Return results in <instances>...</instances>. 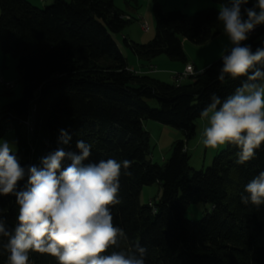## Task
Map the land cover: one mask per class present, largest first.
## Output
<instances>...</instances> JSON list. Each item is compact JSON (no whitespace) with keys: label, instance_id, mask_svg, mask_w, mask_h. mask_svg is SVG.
I'll list each match as a JSON object with an SVG mask.
<instances>
[{"label":"trees","instance_id":"16d2710c","mask_svg":"<svg viewBox=\"0 0 264 264\" xmlns=\"http://www.w3.org/2000/svg\"><path fill=\"white\" fill-rule=\"evenodd\" d=\"M230 6L231 0H210ZM256 0L241 6L252 8ZM154 38L139 44L123 38V45L140 59L164 55L186 62L184 37L203 45L223 32L219 9H202L191 16L181 10L163 11L153 6ZM130 23L114 0H53L39 9L27 0H0V48L16 60L21 97L0 109V137L12 130L21 167H42V158L57 149L80 154L78 141L92 145L83 164L101 159L131 161L121 170L118 199L111 212L114 225L122 228L126 249L136 242L147 248L145 264H264V204L244 205V186L264 172V142L255 157L237 164L233 145H225L200 170L189 166L185 141L195 136V121L210 103L234 93L246 77L217 79L222 58L189 76L188 82H164L128 68L114 38ZM243 45L252 51L264 48V25H258ZM230 50V49H229ZM227 54V52L225 53ZM264 70V64H258ZM155 100L157 107L148 101ZM151 120L178 130L183 140L172 144L162 165L152 162L150 133L143 122ZM70 137L60 143V130ZM62 169L71 161L63 160ZM27 177L18 182L17 190ZM159 184L161 196L154 205L141 204L143 186ZM211 206L202 219L184 214L192 203ZM15 196H0V214L9 226L16 223ZM3 238H0V242ZM0 247V264H7ZM29 264H58L55 257L29 253Z\"/></svg>","mask_w":264,"mask_h":264},{"label":"clouds","instance_id":"9594fccd","mask_svg":"<svg viewBox=\"0 0 264 264\" xmlns=\"http://www.w3.org/2000/svg\"><path fill=\"white\" fill-rule=\"evenodd\" d=\"M247 3L231 0L230 6L219 9L218 21L232 47L221 53L217 77L221 82L226 77L246 80L224 99L212 94L200 113L207 121L203 144L212 149L235 146L240 165L253 159L264 142V70L257 67L264 64V48L253 52L250 45L242 46L250 32L264 25V0L245 8L244 18L241 6ZM60 132L59 142L67 144L70 137ZM76 147L80 154L60 148L42 158V167L25 168L12 154L10 142H0V196L14 195L18 207L11 227L0 214V247L8 254L7 264H29L30 252L49 254L58 264H145L147 248L140 242L109 252L128 241L125 231L114 225L111 208L121 203L119 178L131 161L109 158L85 165L92 145L78 141ZM65 159L71 163L62 169ZM240 199L244 205L264 204V172L244 186Z\"/></svg>","mask_w":264,"mask_h":264},{"label":"rangeland","instance_id":"374dc122","mask_svg":"<svg viewBox=\"0 0 264 264\" xmlns=\"http://www.w3.org/2000/svg\"><path fill=\"white\" fill-rule=\"evenodd\" d=\"M33 6L43 9L50 5L53 0H27ZM201 2H195V0H114V4L117 8L125 13V17L130 20V23L122 30L121 33L115 34L114 38L117 41L122 54L128 59L129 65L133 66L138 73H143V70L139 71V66H137V58L132 54V52L123 45V35L137 42L139 44H146L154 38L156 19L153 12V6H159L163 11H169L173 9L181 10L188 16H191L198 10L202 9H220V6L214 4L210 0H199ZM206 1V2H203ZM204 3V4H203ZM258 0H256V4ZM258 11V9H257ZM140 21H139V20ZM146 23L148 25V30L143 31L141 28V23ZM183 51L188 58V61L194 63L197 67L196 73L203 70L207 62H205V56L209 53L214 52V56H219L221 53H225L228 47H223L222 41L228 40L227 37L215 38L203 45H193L189 43L184 37L179 36ZM213 46V48H211ZM209 51V52H208ZM207 54V55H205ZM213 58V57H212ZM210 60V59H208ZM153 64L157 66L158 78L164 82L172 83L178 82L173 76L176 70L179 68H185L182 62L170 61L166 56L161 55L152 59ZM205 62V63H204ZM189 64V63H187ZM186 64V65H187ZM185 65V66H186ZM192 65V64H191ZM154 71L156 67L151 65ZM193 66V65H192ZM194 68V67H193ZM131 70V69H130ZM150 70V69H149ZM173 70V72H172ZM184 70V69H183ZM182 70V71H183ZM180 71V72H182ZM162 72V73H161ZM190 75V76H192ZM0 79L5 82H10L11 86L9 88L0 86V109L5 104L16 100L21 97V84L19 82V76L16 69V60L10 56H4L0 48ZM159 79V80H160ZM189 78H184L180 82H188ZM149 106L154 108L157 107L155 100L148 101ZM144 128L150 133V154L149 159L162 165L165 160H167L172 152V144L177 140H183V135L180 131L172 129L170 127L164 126L160 123L153 122L151 120H146L143 122ZM196 131L195 136L187 141H185V147L189 155V166L194 170H200L207 168L212 161V158L221 150L224 146L217 149L208 148L203 144V130L207 126V121L203 120L201 117L195 121ZM7 140L10 142V146L13 148V153L17 151V143L14 138V133L12 130H7L1 137L0 142ZM161 196V188L159 184H152L148 186H143L139 195V201L141 204L154 205L155 202L159 200ZM211 206L208 203H192L187 208L184 216L188 220L198 221L202 217L210 212Z\"/></svg>","mask_w":264,"mask_h":264},{"label":"crops","instance_id":"0c3cea01","mask_svg":"<svg viewBox=\"0 0 264 264\" xmlns=\"http://www.w3.org/2000/svg\"><path fill=\"white\" fill-rule=\"evenodd\" d=\"M195 2L197 3V2H201V1H199V0H195ZM203 2H206V1H203ZM204 4V3H203ZM219 36H221V37H227L225 34H224V31L223 32H221V33H219V34H217L214 38H212L211 40H213V39H215V38H219ZM125 36L123 35V38H124ZM128 39V38H127ZM128 40H131V39H128ZM211 40H209L208 42H211ZM133 41V40H132ZM207 42V43H208ZM207 43H205V44H207ZM221 43H223V47H228L227 48V50H229L231 47H232V45H231V43H230V41L229 40H226L225 42L224 41H222ZM211 48H213V46L211 47ZM209 52V51H208ZM227 52V51H226ZM225 52V53H226ZM224 53V54H225ZM214 54V52H212V53H209L208 54V56H205V58H206V60H205V62L206 61H208L207 62V64H206V66L203 68V70L212 62V61H214L215 59H217V58H219V57H221V55H219V56H214L213 55ZM205 55H207V54H205ZM135 56V55H134ZM136 58H137V62H136V64H137V66H139V68L138 69H140L139 71H141V69L143 70V73H146V72H148V70H149V68L151 67V65H153V66H155L156 67V70L158 69L157 68V66L156 65H154L153 64V61H152V59L151 60H144V59H140V58H138L137 56H135ZM213 57V58H212ZM208 59H210V60H208ZM171 61V60H170ZM126 62H127V65H128V68L129 69H131L132 71H137L136 69H134L133 67H134V65L133 66H130L129 65V62H128V59L126 58ZM204 62V63H205ZM183 64H184V67H185V65L187 64V63H189V64H192L193 65V67H194V69H195V71H196V69H197V67H196V65L194 64V63H192L191 61H188V58H187V56H186V62L184 63V62H182ZM184 69V68H183ZM182 68H179V69H173V70H176L175 72H173V70H172V72L173 73H178V72H180V71H182L183 70ZM202 71V70H201ZM200 71V72H201ZM141 73V72H140ZM162 73V72H161ZM147 74V73H146ZM150 76H152V77H154V78H156V79H160V78H158L157 76H158V74H160L159 72H158V70L157 71H154V72H151V73H148ZM161 80V79H160Z\"/></svg>","mask_w":264,"mask_h":264},{"label":"built area","instance_id":"2783aa9c","mask_svg":"<svg viewBox=\"0 0 264 264\" xmlns=\"http://www.w3.org/2000/svg\"><path fill=\"white\" fill-rule=\"evenodd\" d=\"M141 28H142L143 31H147L148 30V25L145 22L144 23L142 22L141 23ZM149 69L150 70H148V72H146L147 74L151 73L153 71L152 66ZM193 71H194L193 66L191 64H187L182 72L174 73L173 76L177 79L176 81L180 82L182 79L188 78L190 75H192L194 73ZM136 73H138V72H136ZM0 86L9 88L11 86V83L10 82H5L4 80L0 79Z\"/></svg>","mask_w":264,"mask_h":264},{"label":"bare ground","instance_id":"6f19581e","mask_svg":"<svg viewBox=\"0 0 264 264\" xmlns=\"http://www.w3.org/2000/svg\"><path fill=\"white\" fill-rule=\"evenodd\" d=\"M253 31H254V30H253ZM253 31H252V32H253ZM252 32H250L249 35H250Z\"/></svg>","mask_w":264,"mask_h":264}]
</instances>
